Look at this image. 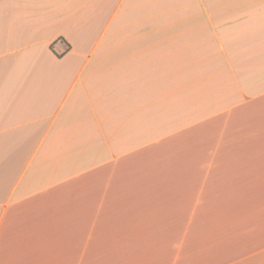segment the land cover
Wrapping results in <instances>:
<instances>
[{
  "label": "crops",
  "instance_id": "1",
  "mask_svg": "<svg viewBox=\"0 0 264 264\" xmlns=\"http://www.w3.org/2000/svg\"><path fill=\"white\" fill-rule=\"evenodd\" d=\"M110 1L0 0V264H264V0Z\"/></svg>",
  "mask_w": 264,
  "mask_h": 264
},
{
  "label": "rangeland",
  "instance_id": "2",
  "mask_svg": "<svg viewBox=\"0 0 264 264\" xmlns=\"http://www.w3.org/2000/svg\"><path fill=\"white\" fill-rule=\"evenodd\" d=\"M117 0H111L110 1V8L115 6ZM167 3L168 0H142L141 4L144 9H158V10H166L167 9ZM104 20H107V17L104 18Z\"/></svg>",
  "mask_w": 264,
  "mask_h": 264
}]
</instances>
